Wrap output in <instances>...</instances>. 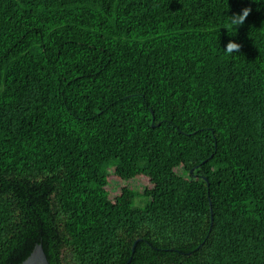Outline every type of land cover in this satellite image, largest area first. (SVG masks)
Returning <instances> with one entry per match:
<instances>
[{"label":"trees","instance_id":"1","mask_svg":"<svg viewBox=\"0 0 264 264\" xmlns=\"http://www.w3.org/2000/svg\"><path fill=\"white\" fill-rule=\"evenodd\" d=\"M37 244L264 264V0H0V264Z\"/></svg>","mask_w":264,"mask_h":264},{"label":"clouds","instance_id":"2","mask_svg":"<svg viewBox=\"0 0 264 264\" xmlns=\"http://www.w3.org/2000/svg\"><path fill=\"white\" fill-rule=\"evenodd\" d=\"M250 12H251L250 8L242 9L240 14H235L229 17L230 24L235 28L242 26L245 23L247 17L249 16ZM240 50H241L240 44L229 41L223 51L225 52L226 55L231 56L233 54H239Z\"/></svg>","mask_w":264,"mask_h":264},{"label":"water","instance_id":"3","mask_svg":"<svg viewBox=\"0 0 264 264\" xmlns=\"http://www.w3.org/2000/svg\"><path fill=\"white\" fill-rule=\"evenodd\" d=\"M137 242L133 246V252L135 251ZM131 259L128 263H130ZM21 264H50L44 247L42 244H37L32 251V253L28 256L26 260H24Z\"/></svg>","mask_w":264,"mask_h":264},{"label":"rangeland","instance_id":"4","mask_svg":"<svg viewBox=\"0 0 264 264\" xmlns=\"http://www.w3.org/2000/svg\"><path fill=\"white\" fill-rule=\"evenodd\" d=\"M180 172V171H179ZM128 186L131 185V187L136 190L138 193H143L144 188L147 186V182L144 180H134L127 184ZM121 186L123 187L124 184L121 185L119 183H116L115 181L112 182L110 186V194L111 197H114L115 194H117L121 190ZM143 199H138V204H142Z\"/></svg>","mask_w":264,"mask_h":264}]
</instances>
